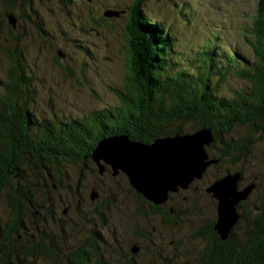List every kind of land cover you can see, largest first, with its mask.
<instances>
[{"label":"trees","instance_id":"trees-1","mask_svg":"<svg viewBox=\"0 0 264 264\" xmlns=\"http://www.w3.org/2000/svg\"><path fill=\"white\" fill-rule=\"evenodd\" d=\"M33 1L0 0L7 5L0 12V264H36L40 258L48 259L50 264H116L110 254L119 252L118 249L123 252V248L117 243L114 230L107 237L99 231L101 226L95 227L98 221L105 224L101 212L93 213L97 223L80 218L79 222L70 223L67 233L62 228L56 234L50 232L49 221H55L53 205L49 206L53 202L50 192L57 205L66 207L68 198L70 206L78 210L79 188L84 190L89 184L100 188L103 176L111 174L108 168L99 174L92 151L100 138L113 134H127L149 142L158 136L186 133L183 125L193 122L194 130H212L221 145L216 148L215 157L219 160L228 159L231 163L234 160L230 158L236 154L250 153L249 146L256 141L257 134L264 135V0L256 3L252 38L245 37L250 55L246 48L243 52L238 44H229L219 17L201 18L205 30L200 37L206 38L190 49L179 43L187 42L183 29L166 24L143 0H134L125 35L126 85L124 90L112 87L119 94V103L77 117L39 110L48 105L37 100L36 77L20 47L24 33L19 32L24 30H13L7 19L12 13L16 19L32 22L37 34L41 31L47 35ZM56 2L70 11L76 1ZM172 2L183 20L182 28L194 23L196 8L192 5L190 9L191 0ZM112 3L105 7L106 13L119 10L120 3ZM18 5L28 8H21V12ZM16 9L20 11L18 16ZM197 12L200 14V10ZM211 20L212 28L208 23ZM101 25L97 23L96 27ZM188 28L195 36L194 28ZM234 80L241 82L238 88L229 85ZM236 170L242 178L243 171L237 166L226 168L223 175ZM133 193L137 199L147 201L134 190ZM148 205L166 224L176 223L178 211L169 212L174 206L166 209L165 203V207L150 202ZM48 206V213L43 214L41 208ZM102 206L105 205H100L103 209ZM138 207L136 215L146 217L147 211L143 213V207ZM241 208L240 219L225 240L214 229L216 215L198 227L195 235L204 244L194 254V264H264V206L246 211L242 202ZM84 221L91 222L95 229L81 234L79 229L84 230ZM148 232L142 226L134 230L139 237ZM109 238L116 241L110 244ZM126 251L131 252L128 247ZM127 261L133 263L134 259L131 256Z\"/></svg>","mask_w":264,"mask_h":264},{"label":"rangeland","instance_id":"rangeland-1","mask_svg":"<svg viewBox=\"0 0 264 264\" xmlns=\"http://www.w3.org/2000/svg\"><path fill=\"white\" fill-rule=\"evenodd\" d=\"M74 1L76 2L72 4L70 11L56 0L33 1V7L37 9L43 23H41L42 29L47 35L41 31L37 34L35 29H32V22L27 19L23 22L19 17L16 19L15 27H12L17 32L24 30L19 32L24 33L20 47L24 49L25 61L36 77L37 100L48 105L47 108L44 104L45 107L39 110L44 113L53 111L65 117H77L96 108L118 105L119 94L113 91L112 87L124 90L123 85H126L128 48L125 35L134 2V0H117L120 3L119 10L111 17H106L105 7L113 5L114 0ZM191 2L190 9L192 5L196 8L194 23L189 22L185 29L181 27L183 20L180 19L178 9L173 6L172 0L170 2L143 0V4L146 3L153 13L162 16L166 24L183 29L182 35L187 42L179 41V43L185 47L191 49L195 44L204 43L206 37H200L205 30L201 18L209 15L219 17L226 30L225 36L232 47L233 44H238L242 51L246 48L245 37L252 38L257 0H191ZM6 7L7 5L0 3V12ZM18 8L23 12L28 7L24 9L18 5ZM19 10L14 11L17 16ZM27 13L30 14V11L28 10ZM97 23H102L101 27H96ZM208 23L212 28V20ZM188 27H191V30L194 28L195 36ZM180 28L177 29L179 34ZM81 45L84 47L82 48ZM245 50L248 51L247 55H250L249 50L247 48ZM240 83L234 80L230 81L229 85L238 88L237 85ZM183 128L187 130L186 132L193 131V122H186ZM255 138L256 141L249 146L250 153L236 154L235 157L230 158L234 160L230 163L228 159L222 161L215 157L218 154L217 149L221 146L215 136L207 151L209 157L214 154L211 159L219 161L210 164L202 178L195 179L193 184H190L192 186L178 187L177 191L169 193L174 195H169L168 200L166 199V209L174 206L169 212L176 210L179 213L174 220L176 223L172 221L166 224L161 216L148 208L150 201L137 199L123 174L112 176L107 173L103 176L102 182H99L100 188H90V184L84 190L79 188L81 197L79 211L70 206V202H67L68 198L64 205L66 207L62 204L57 205L54 194L50 192L53 202L49 206L53 205L55 221L52 224L49 221V230L56 234V231L62 228L67 233L70 223L79 222L80 218L97 223L95 218H92L93 213L101 212L106 218L105 224L98 221L100 224L95 227L101 226L99 231H104L107 237L114 230L117 243L123 248V252L118 249L119 252L110 254L116 264H194V254H198V250L200 252L204 244L196 237L195 232L199 226L214 219L216 215L215 199L206 192L207 186L216 176L223 175L226 168L237 166L243 171L239 183L254 184L249 197L240 203L244 202L246 211H251L255 206L260 208L264 206V135L259 133ZM91 189L97 192L94 200L89 197ZM101 204L105 205L102 206L103 209L100 207ZM49 206L41 208V212L48 213ZM138 206L143 207V213L147 211L146 217L136 215L135 209ZM165 206L163 204L162 207ZM63 208H66L65 213H61ZM83 225L84 230L79 229L81 234L83 231L88 234L90 230L95 229L94 226L92 228L91 222L84 221ZM137 226L149 229L148 234L145 237L136 236L134 230ZM72 240L74 244L77 243L75 239ZM116 240L111 241L109 238L107 241L113 244ZM59 241L60 239L57 242ZM134 244L138 246V250L134 254L131 253L132 251L127 252L126 247L131 250L130 246L133 247ZM131 256L134 259L133 263L127 261ZM104 258L108 259L105 256ZM36 264L50 263L48 259L40 258Z\"/></svg>","mask_w":264,"mask_h":264},{"label":"water","instance_id":"water-1","mask_svg":"<svg viewBox=\"0 0 264 264\" xmlns=\"http://www.w3.org/2000/svg\"><path fill=\"white\" fill-rule=\"evenodd\" d=\"M113 14L105 13L106 16ZM7 19L15 27L16 17L12 13L7 15ZM213 140L209 127L158 136L149 142L132 139L127 134H113L99 139L92 151V159L100 175L106 168L112 176L123 174L136 193L159 205L170 192L201 178L207 167L216 161L209 157L207 151ZM240 179V171L226 172L206 188V192L216 200L214 229L221 240L227 238L240 219V202L247 199L254 188L253 183L242 187ZM90 192L89 197L94 200L97 193L93 189ZM137 250L138 246L134 244L131 251Z\"/></svg>","mask_w":264,"mask_h":264},{"label":"bare ground","instance_id":"bare-ground-1","mask_svg":"<svg viewBox=\"0 0 264 264\" xmlns=\"http://www.w3.org/2000/svg\"><path fill=\"white\" fill-rule=\"evenodd\" d=\"M218 161V159H216V161L215 162H213V163H216ZM212 164V163H211ZM198 179H200V178H198ZM193 181H194V179L191 181L192 183H193ZM189 183L186 187L187 188H189L191 185L190 184H192V183ZM189 186V187H188ZM209 186V185H208ZM186 187H184V188H186ZM183 188V187H182ZM178 190V189H177ZM177 190H175V191H177ZM173 193H171L170 195H172ZM178 194V193H177ZM174 195V194H173ZM165 202H167L166 200L165 201H163V203H161V204H164ZM141 242V241H140Z\"/></svg>","mask_w":264,"mask_h":264},{"label":"flooded vegetation","instance_id":"flooded-vegetation-1","mask_svg":"<svg viewBox=\"0 0 264 264\" xmlns=\"http://www.w3.org/2000/svg\"><path fill=\"white\" fill-rule=\"evenodd\" d=\"M194 182V181H193ZM240 185H242L241 183H240ZM242 186H244V185H242ZM211 195V194H210ZM242 209V208H241Z\"/></svg>","mask_w":264,"mask_h":264}]
</instances>
